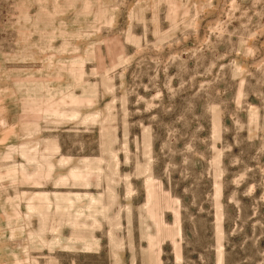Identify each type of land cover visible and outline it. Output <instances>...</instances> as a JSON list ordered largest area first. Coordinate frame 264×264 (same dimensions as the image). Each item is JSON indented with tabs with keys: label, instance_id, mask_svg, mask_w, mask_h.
Wrapping results in <instances>:
<instances>
[{
	"label": "rangeland",
	"instance_id": "374dc122",
	"mask_svg": "<svg viewBox=\"0 0 264 264\" xmlns=\"http://www.w3.org/2000/svg\"><path fill=\"white\" fill-rule=\"evenodd\" d=\"M0 264H264V0H0Z\"/></svg>",
	"mask_w": 264,
	"mask_h": 264
}]
</instances>
